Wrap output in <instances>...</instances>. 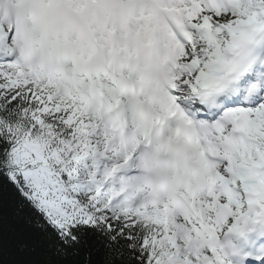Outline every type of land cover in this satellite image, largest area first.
Segmentation results:
<instances>
[{"label": "snow or ice", "instance_id": "1", "mask_svg": "<svg viewBox=\"0 0 264 264\" xmlns=\"http://www.w3.org/2000/svg\"><path fill=\"white\" fill-rule=\"evenodd\" d=\"M0 264H264V0H0Z\"/></svg>", "mask_w": 264, "mask_h": 264}]
</instances>
